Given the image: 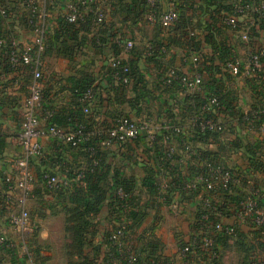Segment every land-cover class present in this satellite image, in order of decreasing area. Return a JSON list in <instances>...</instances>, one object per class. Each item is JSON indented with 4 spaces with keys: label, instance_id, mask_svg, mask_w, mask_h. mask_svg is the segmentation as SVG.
I'll list each match as a JSON object with an SVG mask.
<instances>
[{
    "label": "crops",
    "instance_id": "0c3cea01",
    "mask_svg": "<svg viewBox=\"0 0 264 264\" xmlns=\"http://www.w3.org/2000/svg\"><path fill=\"white\" fill-rule=\"evenodd\" d=\"M181 1L185 4L180 13L182 23L173 29L164 30L157 22L150 23L144 0H103L105 18L101 25L96 26L93 21L85 19L75 26L74 33H66L62 26L64 0H36V4L46 14L47 50L42 58V88L45 103L54 113L53 121L81 109L69 79L90 74L95 97L91 104L90 119L85 123L88 127L100 129L109 126L118 114L137 121H147L152 127L163 124L164 129L173 130V127L179 126L185 132H170L168 141V145L176 151L179 152L182 141L190 142L197 147L200 157L206 151L211 152L224 165L239 171L244 179L252 181L253 177L262 181L259 175L252 176L248 172L249 163L244 154L248 147L253 148L264 164V82L243 73L232 75L223 60L232 55L242 59L254 49H264V24L259 23L248 10L238 15L240 25L250 29V39L245 42L236 31L221 23L222 13H229L234 2ZM259 2L264 5V0ZM159 5L164 10L167 1L160 0ZM121 7L128 11L125 18L120 16ZM2 10H5V15ZM27 16L28 10L22 0H0V35L15 40L20 47H30ZM190 32H194V35H190ZM96 39L101 45H96ZM127 40L133 41V47L124 52L123 46ZM192 52H198L202 57L199 67L203 73L204 87L196 91H185L177 84L163 83L160 76L167 68L174 67L179 72L191 70L193 65L188 61V56ZM2 56L5 53L0 50V186L1 176L9 170L8 160L22 155L16 135L19 131L21 99L27 94L31 82L28 68L12 69L3 61ZM112 56H120L130 64L132 79L127 85H117L109 76V59ZM212 78L217 82L221 79L222 85H216L217 91L221 89L220 95L226 98L214 112L215 119L223 124L224 130L212 144L207 145L195 134L191 116L201 105L206 93H209L208 90L212 89V85L208 84ZM251 112L257 115L253 127L249 125L253 116ZM252 135L253 139L249 143L248 138ZM101 157L103 164L109 168V187L114 183V173H118L120 178L132 181L135 192L141 197V203L148 199L144 183L148 176L156 172V164L143 138L103 148ZM67 166L76 171L85 170L88 167L86 155L81 149H71L56 141H44V157L32 160V171L36 179L27 206L33 231L25 238L12 230L8 223L10 214L18 209L17 204L0 202V231L6 232L20 246L16 251L0 250V264H39L40 254L44 260V250L39 246V239L45 237L46 218L57 212L63 216L64 231L63 204L60 199L45 192L39 173L63 174ZM194 168L197 167L175 166L172 173L184 178ZM111 198L110 188L107 200L95 215L89 217L97 224L94 228L96 241H101L111 224V208L108 205ZM176 198L180 202L177 211H170L168 204H150L132 234L137 240L132 238L124 242L125 248L140 260L139 264H183L178 248L191 237L198 201L195 194L179 196L177 193ZM225 219L235 222L232 217ZM167 220L169 225H163ZM237 224L240 231L246 234L245 243L252 244L254 241L249 228L241 222ZM149 237L157 240L156 250L148 242ZM98 244L85 247L83 254L79 255V264H121L118 252L112 245H101L97 254L95 248ZM235 246L239 247V259L236 261L239 264L243 254L241 245L235 239H229L227 245L219 246L218 258L213 259L206 252L195 255L189 264H228L224 257L226 252H234ZM253 246L252 251L264 257V249L258 248L255 242ZM63 248L66 259L64 245ZM152 250L155 252L152 253Z\"/></svg>",
    "mask_w": 264,
    "mask_h": 264
},
{
    "label": "built area",
    "instance_id": "2783aa9c",
    "mask_svg": "<svg viewBox=\"0 0 264 264\" xmlns=\"http://www.w3.org/2000/svg\"><path fill=\"white\" fill-rule=\"evenodd\" d=\"M27 7V25L30 35V47H20L15 40L0 35V50H8V62L12 69L28 68L31 73V82L27 94L22 97L20 103L19 131L16 135L17 141L22 148V155L8 160L9 170L1 176L0 192L5 195L4 203L15 202L18 209L9 216V226L20 237L27 236L33 231L31 215L27 206V200L32 192L36 175L32 171V160L44 157V141H56L72 148L84 147L97 163L95 157L98 148L108 147L112 144L123 145L131 141L143 138L151 150L156 164V201L160 204H168L171 209H179L180 203L176 196L170 197L169 186L172 181L171 173L176 166L196 165L201 170L188 176L182 182L185 191H191L197 196L198 206H203L208 212L215 211L216 203L219 202L223 192L234 194L232 188L241 184V176L237 170L231 169L223 163L202 160L198 155L197 147L190 142L182 141L179 152L168 145V137L162 134L159 137L158 130L163 128V124L152 127L147 121H137L127 115L118 114L114 117L111 125L107 128L88 129L82 124L75 126L60 127L55 124L53 111L45 103V95L42 88V58L47 50V24L46 14L36 4V0H22ZM103 0H64L63 20L67 24H78L85 20L89 13L94 14V24L100 25L105 18V7ZM147 5L150 23L157 22L162 29H169L180 21V13L183 5L181 0L167 1L166 9L160 8V0H144ZM227 1V0H220ZM234 2L232 9L223 12L221 23L236 31L238 37L247 42L250 39V29L241 26L238 15L246 10L264 24V5L259 0H229ZM5 15V10H2ZM194 35V32H190ZM96 45L101 43L96 39ZM133 47V41L127 40L123 50L128 52ZM186 61L187 58L185 57ZM202 57L198 52H192L188 56V61L193 65L190 71L179 72L176 68L170 67L163 71L161 81L166 85L177 84L185 91H196L204 87V78L199 62ZM226 69L234 76L243 73L245 76L257 77L264 80V49L257 48L248 52L242 59L234 55L225 59ZM109 72L115 84L127 85L130 82V67L125 59L120 56H112L109 59ZM75 96L82 111L89 115L91 104L95 97L94 85L79 92L75 90ZM221 107L219 98L214 93H206L198 110L191 116V124L196 127L198 138L204 144L213 143V132H222L224 126L214 117V112ZM249 125L257 120L256 113L252 112ZM173 131L181 134L182 127H173ZM156 143L159 144L158 148ZM88 145V146H87ZM160 147V149H159ZM162 157L169 161V166H164ZM174 163V164H173ZM68 169V168H66ZM203 169V170H202ZM65 171V170H63ZM63 174H53L41 172L40 177L44 183V190L50 196L64 190L69 184L80 182L84 177L82 170L76 171L72 178ZM264 188L244 189L233 208L230 216L235 222H229L226 216L217 221L209 222L208 213H203L200 217L198 228H193L190 239L182 243L178 248V255L183 264H189L191 259L200 254L199 251L209 253L213 259L218 258L219 248H216L215 237L218 235H233L237 229L238 222L250 220L256 227L264 225V205L261 203ZM238 194V193H237ZM116 195L120 199H127L130 194L121 188L116 190ZM171 199L170 202L167 200ZM216 198L218 200H216ZM221 201V200H220ZM222 202V201H221ZM127 212L125 207L123 210ZM217 211V210H216ZM219 215V212H216ZM116 228L109 237L110 244L116 248L118 254H122L123 243L119 240L123 237L126 226L125 221H115ZM20 248L19 243L6 232L0 231V250L8 249L16 251ZM26 251L25 245H23ZM128 260L133 259V253L127 249ZM252 264H264L258 256H252Z\"/></svg>",
    "mask_w": 264,
    "mask_h": 264
},
{
    "label": "trees",
    "instance_id": "16d2710c",
    "mask_svg": "<svg viewBox=\"0 0 264 264\" xmlns=\"http://www.w3.org/2000/svg\"><path fill=\"white\" fill-rule=\"evenodd\" d=\"M121 1L122 0H120V2ZM119 11H120L119 12L120 16L122 18H125L127 16L128 11L125 7H121ZM86 17L85 19L88 20V22L90 21L94 22L93 13H89ZM181 21L182 20L180 19V21L176 25L171 27V29L178 27L182 23ZM76 25L67 24L64 20L62 23L63 29L66 33H74V29ZM1 51L5 53V56H2L3 61L7 62L9 65L8 57H7L8 50L4 48V49H1ZM226 58L227 56L225 57V59ZM225 59L223 60L224 62H225ZM128 65L130 67L129 77L131 80L132 79L131 66L129 63ZM224 66H225V63H224ZM162 73H161V76H162ZM109 76H110V72H109ZM69 80L73 84V87H72L73 92L75 90H78L79 92H81L87 87L93 86V83H92L93 79L90 74H84L78 78L72 77ZM262 82H264V80ZM208 84L212 85V89L208 90V92L214 93L219 98L220 104L223 103V99L226 100V98L220 95L222 94L221 89L217 91V88H218L217 86L222 85L221 79L220 81L217 82L215 78H212L211 80L208 81ZM118 85H124V84H118ZM214 85L215 86L217 85L216 88ZM78 106L81 108L80 104H78ZM198 108L196 110H198ZM81 110L82 109H79L78 111H76L74 114L70 116L57 117L54 120L56 123L53 121V119L52 121L60 127H65L67 125L75 126L76 124H82L86 128L91 130L92 128L88 127L85 124L90 119L89 115H86ZM107 127L109 126H106L103 128H107ZM172 131H173L172 129L170 130V129H164V128L158 130L160 139L162 140V134H163L168 137V141H169L170 132L172 133ZM194 131H195V134L197 135V132H196L197 130L195 126H194ZM220 133L221 132L219 133L213 132L211 135L213 136V139L215 140L218 134ZM200 139L202 140V138ZM156 146L158 148L159 144L156 143ZM69 148L81 149L83 153L86 155V158L88 160V167L85 170H82L84 172V177L80 182L72 181L69 184V186H67L64 190L57 192L52 197L60 199V202H62L63 204L64 232H65V238H66L64 247H65L66 256H67L66 258L67 264H79V261H80L79 255L83 254V250L85 249L87 245L95 244L99 242L98 246H96L95 248L97 251V254L99 253V248L101 247V245L103 244L111 245L109 237L111 235V232L114 231L116 228V225L114 223L115 221H121V219L125 221L126 229H125L123 237H121L119 240L120 243L124 244V242L130 241V239L133 238L132 234L134 232V229L140 225L142 218L146 214L147 207L150 204H160V203L156 201V193H157L156 186H155L156 172L153 174V176L151 177L148 176L145 180L144 184L146 187V191H147L146 195L148 196V199H146L144 202L141 203V197L139 196V194L135 192L132 186L133 185L132 181L126 178H122V177L120 178L118 173H114V176H115L114 183L112 184L111 187L108 186L107 179L109 177V168L107 165L103 164L102 157H101V152L104 147L98 148V151L95 155V157L97 158L96 164L93 163L94 158L90 156L86 148L84 147H79V148L69 147ZM244 155L249 163L248 172H250L252 176H254L255 174L259 175L260 177H262V181L261 180L258 181L257 179H254L253 177H252L253 179L252 181L249 179H244L242 174L239 171H237V173L241 176V184L238 187L232 188L233 192L235 193L228 194L227 192H223V194L220 195V200L222 202L216 198V200H218L219 202L215 201L216 203L215 209L217 210L215 211L219 212V215L217 213L215 214V211L208 212L203 206L197 205L196 219H195L194 226H193L194 229L200 226L199 220L203 213L209 214L208 215L209 222L217 221L223 216L230 217L234 212L233 208L236 202L238 201V197L240 196L239 194H241L244 189L247 190L250 188L253 189L257 187L264 188V164L261 162L260 157H258V155L255 154V151L253 148H249V147L246 149V152ZM214 156H212L211 152L206 151L203 153V155H201L200 159L202 160L209 159L211 161L222 163L220 160L217 159L216 156L215 157ZM162 161H163L164 166L166 167L169 166L170 163L167 159L162 157ZM174 165L176 166V164ZM191 166H194L197 168H194L192 171L190 170L191 173L189 175H192L193 173H197L201 170V168H199L196 165H191ZM75 172L76 170H73L68 167L67 172H66V177L72 178ZM175 174L176 173H171L172 181L170 182V186L168 190L170 193V197L173 198L174 196H176L177 193L179 194V196L195 194L191 191H185L182 188V182L187 180L189 175L185 176L184 178H181L180 174H176V175ZM39 175H41V172L39 173ZM240 187L242 188L240 189ZM110 188L112 189V198H111L112 200L108 202V205L111 208L110 213L112 216V221H111L109 228H107L105 235L102 237L101 241L100 240L96 241V233L94 231V228L97 226V224L93 223L89 219V217L95 215L98 212V209L100 208V206H102L104 202L107 200V192L109 191ZM118 188H121L124 192L129 193L130 196L127 199H120L116 195V190ZM262 194H263V197L261 199V203L262 205H264V191H262ZM4 199H5V195L3 191H1L0 192V202L4 203ZM63 199H66V201H63ZM170 200L171 199L168 198L167 202H170ZM125 207L127 208V212L123 213L122 210ZM241 223L245 224L249 228V233L252 236V240L255 242L258 248L262 247L264 249V225L256 227L250 220L244 221ZM133 239L137 240V238H133ZM229 239H235L241 245V249H242L241 251L243 255H241V262L239 264H252L253 262L252 256H255V255H258L264 261V257H261L260 254L252 251V248L254 247L253 246L254 242L248 245L245 243L246 234L240 231L238 224H237V229L233 235H218L215 237L216 248H220L219 247L220 245L222 246L227 245ZM148 242L151 244L152 248H155V250L157 249L156 244L158 242L155 238L149 237ZM114 249L116 250L115 247ZM155 250H152V253H154ZM121 252L123 253L122 254L117 253L118 258L121 261V264H139L140 260H138L137 257L133 256V259L128 260V255H127L128 251L125 248V246L122 247ZM199 253L205 254V252L201 250L199 251Z\"/></svg>",
    "mask_w": 264,
    "mask_h": 264
},
{
    "label": "rangeland",
    "instance_id": "374dc122",
    "mask_svg": "<svg viewBox=\"0 0 264 264\" xmlns=\"http://www.w3.org/2000/svg\"><path fill=\"white\" fill-rule=\"evenodd\" d=\"M254 134V131H250ZM253 139V135L248 138V142ZM170 211H177L178 209H171L167 206ZM169 212V211H168ZM44 223V230L46 231L45 237L39 239V246L43 248L44 260L41 259L42 255L40 254L39 264H66V259L64 257V242L66 241L65 233L63 231V216L61 213L53 215L52 217L46 218ZM167 219V218H166ZM163 225H169L168 220L164 221ZM38 244V243H37ZM234 252L232 250L226 252L225 259L228 261V264H236L237 259H239V247L235 246ZM44 261V262H43Z\"/></svg>",
    "mask_w": 264,
    "mask_h": 264
}]
</instances>
